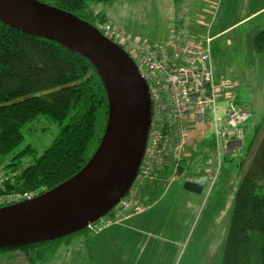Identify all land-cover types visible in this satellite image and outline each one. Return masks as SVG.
Wrapping results in <instances>:
<instances>
[{
	"label": "trees",
	"instance_id": "1",
	"mask_svg": "<svg viewBox=\"0 0 264 264\" xmlns=\"http://www.w3.org/2000/svg\"><path fill=\"white\" fill-rule=\"evenodd\" d=\"M40 1L70 11L95 24L96 19L105 17L94 13L90 2L112 3L114 0ZM253 48L256 52H264V29L254 35ZM238 105L246 108L240 103ZM108 108L104 84L86 57L57 41L10 27L0 20V155L11 157L7 165L9 171H5L7 177L0 187L8 192L2 191L0 194L13 192L37 196L78 172L102 139ZM42 117L59 125L58 137L42 154L34 153L31 145L19 149L24 141L23 129ZM199 139L196 140L197 146L204 145L209 153L201 154L195 161L186 156V164L177 168L174 174L161 168L145 174L143 169L147 164L141 165L143 167H140L129 192L135 197L136 194L140 196L136 198L142 200L141 210L149 205L146 201L157 200L172 181L191 178L193 182L202 184L203 191L205 186L210 189L216 182L221 183L219 177L222 178L223 170L227 179L230 178L231 170L223 168V158L241 149L234 148L219 155L213 151V137ZM263 146L264 141L254 152L253 162L249 168L247 165L234 196L221 264H264ZM27 157L30 159L24 161ZM207 158H211L210 165L205 163ZM187 168L192 174L183 173ZM134 212L131 210L123 218L110 212L108 216L112 222L101 230L86 227L50 241L1 248L0 264H49L60 240L69 242L78 235L83 236L85 245L92 250L90 234L101 233ZM3 253L10 256L4 258L1 255Z\"/></svg>",
	"mask_w": 264,
	"mask_h": 264
},
{
	"label": "rangeland",
	"instance_id": "2",
	"mask_svg": "<svg viewBox=\"0 0 264 264\" xmlns=\"http://www.w3.org/2000/svg\"><path fill=\"white\" fill-rule=\"evenodd\" d=\"M212 1L90 2V8L95 11L108 7V17L113 20L109 21L114 25L123 28L133 38L153 46L159 53L167 48L170 56L173 54L171 43L175 39L183 41L189 37L192 40H205L211 29L202 22L210 21L217 12L213 22L216 25H227L237 20L215 42V45L222 42L227 45L225 65L216 74L227 75L239 83V102L252 111L253 116L242 126L245 138L242 135L240 141H235V148L241 150L223 158V168L231 170L229 179L223 170L222 178L219 177L221 183L216 182L210 189L205 186L201 192L188 190L184 178L172 181L157 200L146 201L149 205L145 209L128 216L134 217L131 229L126 233L114 232L98 252L77 248L73 243L65 242L66 239L60 240L56 254L60 257L63 251L66 256L69 244L73 257L67 259L68 264H83L88 258L90 264H221L234 196L247 165L249 168L253 162L254 152L264 141V52H256L252 48L254 35L264 29V0H215L210 6ZM59 130L56 122L42 117L23 129L24 141L19 149L31 145L34 153L42 154L58 137ZM202 147L200 144L199 149ZM10 160V156L0 155L1 186L7 177L5 171H9L7 165ZM169 171L173 173L174 167ZM190 172V169L183 170L184 174H192ZM2 191L6 190L2 188L0 193ZM136 197L140 196L136 194ZM1 255L4 258L10 256L8 253Z\"/></svg>",
	"mask_w": 264,
	"mask_h": 264
},
{
	"label": "water",
	"instance_id": "3",
	"mask_svg": "<svg viewBox=\"0 0 264 264\" xmlns=\"http://www.w3.org/2000/svg\"><path fill=\"white\" fill-rule=\"evenodd\" d=\"M0 20L86 57L109 103L102 139L78 172L44 193L0 207L1 249L62 238L107 215L139 174L152 103L134 60L95 24L40 0H0ZM185 187L202 190L193 181H185Z\"/></svg>",
	"mask_w": 264,
	"mask_h": 264
},
{
	"label": "built area",
	"instance_id": "4",
	"mask_svg": "<svg viewBox=\"0 0 264 264\" xmlns=\"http://www.w3.org/2000/svg\"><path fill=\"white\" fill-rule=\"evenodd\" d=\"M95 26L128 53L149 86L152 116L141 163L147 164L143 169L145 174L171 167L174 174L184 158L198 150L199 136L213 137V151L219 155L235 148V141H240L244 135L242 126L251 118L252 111L238 105L236 80L215 74L209 35L201 41L173 40L170 56L167 48L159 53L107 19L96 20ZM205 163L210 165L211 158ZM31 197L34 196L13 192L1 194L0 206ZM141 209V201L127 193L110 212L123 218L131 210ZM108 214L87 227L103 229L112 222Z\"/></svg>",
	"mask_w": 264,
	"mask_h": 264
},
{
	"label": "crops",
	"instance_id": "5",
	"mask_svg": "<svg viewBox=\"0 0 264 264\" xmlns=\"http://www.w3.org/2000/svg\"><path fill=\"white\" fill-rule=\"evenodd\" d=\"M214 2H215V0L212 1L210 6H212L214 4ZM91 10H93V9H91ZM109 11H110V9L108 7H102L98 11L93 10L94 13H98V14L102 15L103 17H105V19L113 21L111 18L108 17V15H110ZM217 13L214 14L211 17L210 21L202 22V24L203 23L207 24L208 29H211L209 31V33L206 35V37L209 35L208 37H211L213 39L212 43L214 45H213V48H212V43H211V58H212V62H213V65H214L215 74L218 71H220V69H222L224 67V65H225L224 56H225V50H226L225 47L227 46L223 42H222L221 45H215V42L219 38H221L229 29H231V27L233 25H235L237 23V20H235V21H232V22L228 23L227 25H216L213 22H214L215 18L217 17ZM255 13H257V11L251 13V15L255 14ZM198 35H202V34H198ZM186 40H190L189 37L184 39V41H186ZM201 40H202L201 38L198 39V41H201ZM231 45L232 44L230 42V46ZM217 76H225V77L230 78L229 76L224 75V74L217 75ZM236 88L239 91V83L237 81H236ZM237 102L240 103L239 102V94H238ZM199 137H202V136H199ZM199 137L197 138V140H200ZM202 146L203 147L201 149H199V146H198V150L193 152L191 155H189L188 159L191 160V161H195V159H198L201 154H205V155L208 154L209 153V149H206L204 147V145H202ZM197 153H199V154L195 155ZM183 165H184V163H183ZM133 219H134V217H131V218L127 217V218L123 219L120 223L113 224L111 227H109L105 231H102L101 233H97V234H93V235L91 234L89 244H90V246L92 248V251H97L98 252L103 246H105L107 244L109 238L113 235L114 232L120 231L122 233H126L127 230L131 229L130 225L132 224ZM68 243H73V245L75 247H77V248H87V246L85 245V243L83 241V236L82 235H78V236L74 237ZM81 243H84V245L81 246ZM67 245H68V249H66V252H67L66 256L63 254V251H62L61 256L57 257V254L55 252L53 257H51L52 259L50 260L49 264H62V263H65V264L67 263L68 264L67 259L68 258H72L73 255H71L70 245L69 244H67ZM63 250H65V249H63ZM90 263L91 262H89V258H88L86 260V262H84L83 264H90Z\"/></svg>",
	"mask_w": 264,
	"mask_h": 264
},
{
	"label": "clouds",
	"instance_id": "6",
	"mask_svg": "<svg viewBox=\"0 0 264 264\" xmlns=\"http://www.w3.org/2000/svg\"><path fill=\"white\" fill-rule=\"evenodd\" d=\"M2 207V206H1Z\"/></svg>",
	"mask_w": 264,
	"mask_h": 264
}]
</instances>
